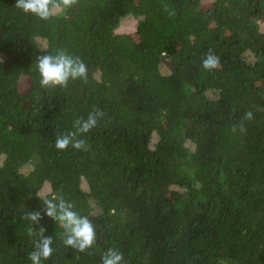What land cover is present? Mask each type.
Masks as SVG:
<instances>
[{"label": "trees", "instance_id": "16d2710c", "mask_svg": "<svg viewBox=\"0 0 264 264\" xmlns=\"http://www.w3.org/2000/svg\"><path fill=\"white\" fill-rule=\"evenodd\" d=\"M202 1L76 0L41 20L0 0V264H31L22 216L52 196L97 240L67 248L45 215L32 225L53 238L42 264H101L109 248L125 264H264V0ZM127 16L136 32H117ZM58 50L85 62L87 82L40 86L36 57ZM209 50L221 65L206 71ZM97 108L88 150L58 151Z\"/></svg>", "mask_w": 264, "mask_h": 264}, {"label": "clouds", "instance_id": "9594fccd", "mask_svg": "<svg viewBox=\"0 0 264 264\" xmlns=\"http://www.w3.org/2000/svg\"><path fill=\"white\" fill-rule=\"evenodd\" d=\"M76 0H16L15 7L24 13L32 14L41 20H48L53 12L62 6H70ZM221 65L219 56L212 50L202 60V67L206 71L217 69ZM35 67L40 75L39 84L41 87H67L70 80L88 79V66L80 58L70 55L64 50H58L55 55L46 54L36 57ZM104 112L101 109H93L87 118L76 119L73 124L74 130L58 135L55 138L54 147L58 151L67 150L70 146L76 150L87 151L86 140L79 138L82 134L89 133L97 127L98 122L103 118ZM254 119L253 113H245L243 120ZM237 126L233 125L231 131L237 132ZM240 132H246L243 122L239 125ZM39 198V195H38ZM43 209L28 210L22 219L29 222V235L38 237L34 243V250L28 254L31 264H42L53 254V238L46 236L47 229L40 225L39 231H35L32 225H39L46 215L64 229L63 244L72 248L78 253H86L91 249L97 240L95 225L87 216H81L74 210V205L62 197L52 196L44 198ZM101 264H125L122 252L114 248L107 249L102 257ZM219 264H226L221 260Z\"/></svg>", "mask_w": 264, "mask_h": 264}, {"label": "rangeland", "instance_id": "374dc122", "mask_svg": "<svg viewBox=\"0 0 264 264\" xmlns=\"http://www.w3.org/2000/svg\"><path fill=\"white\" fill-rule=\"evenodd\" d=\"M211 5V0H203L202 1V6L207 8ZM63 11L60 9L56 10V13L61 14ZM261 28L262 31L264 32V21H262L261 23ZM137 26H138V19L132 17V16H127L125 19L122 20L120 28L118 29L117 32L120 33H127V34H131V33H135L137 30ZM163 71H166L165 68L163 69ZM22 90L25 89L26 85L23 83L22 85ZM156 143V137H154L153 139V143L152 146H154ZM3 158L0 159V165L2 164ZM32 170L31 166H26L24 167L21 171L24 174H28L30 171ZM85 188L87 189L86 185L84 184ZM51 192V186L49 184H45L44 187L42 188L40 195L42 197L47 196L48 194H50Z\"/></svg>", "mask_w": 264, "mask_h": 264}]
</instances>
